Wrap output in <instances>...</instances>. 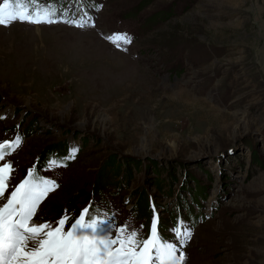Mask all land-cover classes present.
I'll use <instances>...</instances> for the list:
<instances>
[{"label": "rangeland", "instance_id": "obj_1", "mask_svg": "<svg viewBox=\"0 0 264 264\" xmlns=\"http://www.w3.org/2000/svg\"><path fill=\"white\" fill-rule=\"evenodd\" d=\"M86 3L83 28L0 26V142L23 139L10 184L37 162L59 185L42 218L85 206L144 237L155 215L172 243L182 220L187 264H264V0Z\"/></svg>", "mask_w": 264, "mask_h": 264}, {"label": "snow or ice", "instance_id": "obj_2", "mask_svg": "<svg viewBox=\"0 0 264 264\" xmlns=\"http://www.w3.org/2000/svg\"><path fill=\"white\" fill-rule=\"evenodd\" d=\"M14 22L89 26L83 17L71 18L51 2L2 0L0 26L8 27ZM106 39L121 50H126L122 45L131 43L126 33L109 35ZM22 143L19 134L0 142V264H187L184 249L192 233L182 223L172 229L176 240L172 243L159 234L155 215L144 237L130 227L131 221L116 228L114 234L113 218L94 215L90 207L82 209L78 217L70 218L66 211L55 222L42 218L38 210L59 185L38 176L34 169H29L18 184H10L14 168L4 161ZM76 151L73 148L67 159H74ZM50 164L56 165V161ZM70 219L72 222L66 228Z\"/></svg>", "mask_w": 264, "mask_h": 264}, {"label": "trees", "instance_id": "obj_3", "mask_svg": "<svg viewBox=\"0 0 264 264\" xmlns=\"http://www.w3.org/2000/svg\"><path fill=\"white\" fill-rule=\"evenodd\" d=\"M49 147H50V146H47V148H49ZM47 150H48V149H45V148H44V149L41 150L40 153H41L42 155H44V154L47 152ZM109 163H110V162H109Z\"/></svg>", "mask_w": 264, "mask_h": 264}]
</instances>
